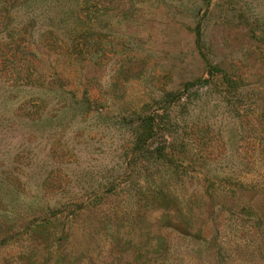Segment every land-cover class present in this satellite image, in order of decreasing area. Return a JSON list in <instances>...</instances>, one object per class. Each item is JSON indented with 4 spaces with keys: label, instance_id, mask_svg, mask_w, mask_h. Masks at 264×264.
Segmentation results:
<instances>
[{
    "label": "rangeland",
    "instance_id": "rangeland-1",
    "mask_svg": "<svg viewBox=\"0 0 264 264\" xmlns=\"http://www.w3.org/2000/svg\"><path fill=\"white\" fill-rule=\"evenodd\" d=\"M263 231L264 0H0V264H264Z\"/></svg>",
    "mask_w": 264,
    "mask_h": 264
},
{
    "label": "trees",
    "instance_id": "trees-1",
    "mask_svg": "<svg viewBox=\"0 0 264 264\" xmlns=\"http://www.w3.org/2000/svg\"><path fill=\"white\" fill-rule=\"evenodd\" d=\"M168 96H172L171 94H168ZM176 97V95H175ZM159 120V121H158ZM142 123V125H140ZM162 123V118H159L158 115L154 116V117H149L147 119L142 120L139 125L147 128L149 130L154 129V127H159ZM164 126H167V123L163 122ZM260 235L263 237V239L261 238L260 242H257L256 247L254 249V252H257L260 256H262V254H264V231L260 233Z\"/></svg>",
    "mask_w": 264,
    "mask_h": 264
}]
</instances>
